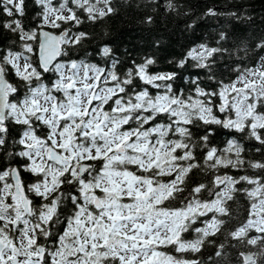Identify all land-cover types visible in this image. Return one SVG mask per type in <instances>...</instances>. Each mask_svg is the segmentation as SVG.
Listing matches in <instances>:
<instances>
[{
    "label": "snow or ice",
    "instance_id": "6c2138e0",
    "mask_svg": "<svg viewBox=\"0 0 264 264\" xmlns=\"http://www.w3.org/2000/svg\"><path fill=\"white\" fill-rule=\"evenodd\" d=\"M115 11L113 0H0V264H204L206 241L207 264L233 250L237 264H264V159L245 155L249 142L264 151V55L227 81L214 70L225 30L171 71L109 45L100 62L76 56L81 26ZM186 66L197 71L182 76ZM237 200L247 214L233 225Z\"/></svg>",
    "mask_w": 264,
    "mask_h": 264
},
{
    "label": "trees",
    "instance_id": "16d2710c",
    "mask_svg": "<svg viewBox=\"0 0 264 264\" xmlns=\"http://www.w3.org/2000/svg\"><path fill=\"white\" fill-rule=\"evenodd\" d=\"M179 7L180 14L165 11L166 0H113L116 8L114 14L95 24H85L81 29L88 33V37L82 41L76 49V56L89 59L92 62L103 60L98 55V50L104 45H109L126 63L132 59L139 60L144 56L155 58L161 71H171L174 64L169 61H178L187 51L202 43L216 46L215 37L219 30L228 32L230 39L223 43V47L229 49L228 53L218 55L214 70L218 79L225 81L235 77L234 68L245 64H256L259 57L264 55V50H256L255 45L264 40V0H174ZM209 8H216L222 15L217 17H205L204 13ZM236 12L241 16H251V20H234L231 13ZM31 15V9H29ZM151 16L152 22L145 23V19ZM196 20L195 27L187 26ZM28 16L25 17V23ZM250 51L244 54V49ZM182 76H189L197 71L187 67L178 69ZM203 79V76L201 77ZM224 137H218L217 143H222ZM256 145L252 142L246 144L245 155L251 160L264 159V151L255 152ZM255 170H249L254 174ZM204 179L197 176L194 180ZM202 198L206 199L207 194ZM246 204L237 200L232 205L234 213H239L233 220V225L242 221L246 216ZM209 239H216L210 237ZM219 239H222L219 238ZM217 239V243H219ZM247 251L248 249H239ZM255 250V249H252ZM215 251L213 245L207 243L199 255V258L207 264V257ZM195 257L192 253L188 258ZM237 264V250L220 261V264Z\"/></svg>",
    "mask_w": 264,
    "mask_h": 264
},
{
    "label": "flooded vegetation",
    "instance_id": "af4514ba",
    "mask_svg": "<svg viewBox=\"0 0 264 264\" xmlns=\"http://www.w3.org/2000/svg\"><path fill=\"white\" fill-rule=\"evenodd\" d=\"M206 195V193H202V196L204 197ZM189 238H191V237H189ZM168 251H171V249H168ZM190 253H187L186 254V258H188V255H189ZM193 258H196V257H193Z\"/></svg>",
    "mask_w": 264,
    "mask_h": 264
},
{
    "label": "rangeland",
    "instance_id": "374dc122",
    "mask_svg": "<svg viewBox=\"0 0 264 264\" xmlns=\"http://www.w3.org/2000/svg\"><path fill=\"white\" fill-rule=\"evenodd\" d=\"M195 47H197V46H195Z\"/></svg>",
    "mask_w": 264,
    "mask_h": 264
}]
</instances>
